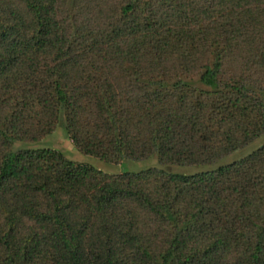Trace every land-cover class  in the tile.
Returning a JSON list of instances; mask_svg holds the SVG:
<instances>
[{
    "label": "trees",
    "instance_id": "1",
    "mask_svg": "<svg viewBox=\"0 0 264 264\" xmlns=\"http://www.w3.org/2000/svg\"><path fill=\"white\" fill-rule=\"evenodd\" d=\"M264 0H0V264H264Z\"/></svg>",
    "mask_w": 264,
    "mask_h": 264
},
{
    "label": "rangeland",
    "instance_id": "2",
    "mask_svg": "<svg viewBox=\"0 0 264 264\" xmlns=\"http://www.w3.org/2000/svg\"><path fill=\"white\" fill-rule=\"evenodd\" d=\"M264 144V133L253 139L248 145L243 148L230 153L229 155L219 159L210 167L204 166H176V165H160L155 157H150L141 161H124L120 164H106L99 161L96 158L84 156L74 150L65 135L64 124L60 120L55 129L49 135L41 138L33 143L14 142L12 144V150H40V149H53L60 151L65 158L78 163L87 164L97 170H100L106 174H120L123 172H138L150 167L163 169L169 173H176L182 175H190L217 167L219 165L228 164L232 161L238 160L254 149Z\"/></svg>",
    "mask_w": 264,
    "mask_h": 264
}]
</instances>
